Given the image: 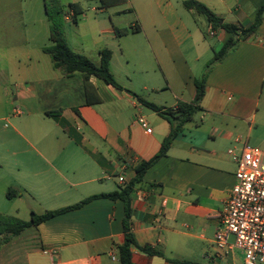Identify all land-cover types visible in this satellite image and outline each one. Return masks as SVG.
I'll return each instance as SVG.
<instances>
[{
    "label": "crops",
    "instance_id": "obj_1",
    "mask_svg": "<svg viewBox=\"0 0 264 264\" xmlns=\"http://www.w3.org/2000/svg\"><path fill=\"white\" fill-rule=\"evenodd\" d=\"M88 1L94 29L103 39L90 58L97 64L100 50L110 49L111 73L122 87L89 76L99 97L96 103L86 97L82 73L66 76L53 67L44 51L50 45L45 13L26 18L39 29H25L20 17L0 12V214L28 221L32 213L118 190L135 176L137 165L159 151L171 131L165 118L132 93L175 109L178 102L194 99L195 80L206 76L201 109L130 195L136 242L160 252L133 247L131 263L244 264L242 252L232 245L218 249L214 234L235 182L236 163L227 149L238 151L246 141L264 150V12L254 33L207 67L229 33L187 8V0ZM195 1L221 23L239 28L249 26L264 4ZM73 12L65 13L64 20L77 26ZM204 23L209 39L200 28ZM120 58L137 71L126 83L118 81L114 68ZM15 107L20 113H14ZM139 116L151 133L137 123ZM237 136L241 141L235 142ZM9 188L18 194L7 197ZM123 218V201L95 197L17 235L2 240L1 234L0 264H120Z\"/></svg>",
    "mask_w": 264,
    "mask_h": 264
},
{
    "label": "trees",
    "instance_id": "obj_2",
    "mask_svg": "<svg viewBox=\"0 0 264 264\" xmlns=\"http://www.w3.org/2000/svg\"><path fill=\"white\" fill-rule=\"evenodd\" d=\"M49 2L51 6H49ZM187 8L194 9L196 12L205 16V18L213 25L214 28L220 27L229 33V37L223 42L221 47L215 51L214 56L208 62L207 67L222 60L240 41L247 39L263 20L264 4L259 7L255 20L245 28H239L231 23H221L222 19L212 12L207 6L195 0H187L184 2ZM44 8L47 20L49 22V41L50 45L44 48V51L51 57L53 67L60 68L66 76L73 75L76 72L82 73L84 77V87L86 97L91 103L99 101V97L93 93V88L88 82L89 76L94 75L102 79L105 83L112 85L117 89L122 87L117 83L110 69V60L112 52L108 48L100 50V60L96 64L89 57L74 52L67 43L64 33V15L73 10L72 4H68V9L64 10L58 3V0H44ZM73 14H75L73 12ZM206 76L195 80V96L191 102H178L175 109L161 108L149 103L136 94L143 104L153 111L157 112L161 117L165 118L171 124L169 135L162 141L159 151L149 160L142 161L135 168V176L126 184L120 186L118 190L110 193H101L89 196L82 201L55 210H47L42 214L32 213L28 221L21 220L13 216H4L0 214V235L3 234L2 240L17 235L24 228L38 224L50 217L70 209L78 208L87 201L95 197H107L110 199H120L124 203L123 233L124 240L118 248V256L120 264H132L131 254L132 248L137 247L141 251L148 254H159L160 252L148 245H139L131 228L132 209L130 206V195L134 186L142 181L145 171L155 163L159 158L166 155L170 144L174 137L181 131L183 125L191 121L194 114L201 109L200 101L204 94V83ZM18 194V191L9 188L6 192L7 197L11 198ZM181 264H200L195 262H181Z\"/></svg>",
    "mask_w": 264,
    "mask_h": 264
},
{
    "label": "built area",
    "instance_id": "obj_3",
    "mask_svg": "<svg viewBox=\"0 0 264 264\" xmlns=\"http://www.w3.org/2000/svg\"><path fill=\"white\" fill-rule=\"evenodd\" d=\"M210 35L214 32L209 31ZM20 113L19 107L13 109ZM147 133L151 127L145 118L136 119ZM241 141L239 136L235 142ZM227 154L236 163L235 182L221 213V224L214 234L218 249L233 246L244 256V264H264V150L246 141L238 151L228 148ZM123 182V177H119ZM233 238L232 244L229 239ZM54 253L55 250H44Z\"/></svg>",
    "mask_w": 264,
    "mask_h": 264
},
{
    "label": "rangeland",
    "instance_id": "obj_4",
    "mask_svg": "<svg viewBox=\"0 0 264 264\" xmlns=\"http://www.w3.org/2000/svg\"><path fill=\"white\" fill-rule=\"evenodd\" d=\"M0 2V12H7L8 10L11 14L20 17L19 22L23 28L27 29L31 27L32 29H39L38 26H30L31 23L27 22L26 18L28 16L36 17V15L45 13L43 0H0ZM58 3L65 10L68 9V4H72L78 22V25L75 26L71 19L63 20L66 40L71 43L80 54L87 55L89 58L94 57L95 53L93 48L97 42L103 39L98 37L91 21V17L94 13L90 9V2L88 0H58ZM49 6H51L50 2ZM201 18H204V16L201 15ZM200 28L204 37V31L206 30L205 23L200 25ZM205 38L209 39V36L205 34ZM15 39L21 41V38H10L9 41ZM210 40H212V42L216 41V39L212 38H210ZM114 68L118 72V81L122 83H126L127 76H134V68H131L130 65L127 67L125 60L122 58L119 59V62H115ZM135 72L137 73V71ZM5 123H7L6 125H10L9 121L3 122V124ZM238 253L240 252L238 251Z\"/></svg>",
    "mask_w": 264,
    "mask_h": 264
}]
</instances>
